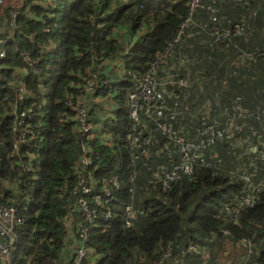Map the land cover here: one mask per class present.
Listing matches in <instances>:
<instances>
[{"label": "trees", "instance_id": "16d2710c", "mask_svg": "<svg viewBox=\"0 0 264 264\" xmlns=\"http://www.w3.org/2000/svg\"><path fill=\"white\" fill-rule=\"evenodd\" d=\"M186 3L187 0H21L0 7L2 29L6 28L10 8L18 12V28L10 34L4 46L5 57L0 60V203L17 208L22 219L14 229L10 264H71L74 258L73 246L78 242L82 217L69 213L75 202L72 192L82 137L72 121L74 112L69 102L88 105L89 122L96 124L85 141L92 160L91 165L82 167V176H91L95 192L103 178L116 176L120 181L110 206L111 220L104 223L100 219L102 211L97 210L95 226L88 230L83 264H152L167 247L174 257L182 258V264H201L198 255L186 252L190 245L208 252L204 264H227L230 257L226 244L237 252L242 250L239 263L264 264V184L253 205L243 208L234 220L219 217L221 209L232 204L242 189L241 182L226 173L232 160L237 164L232 151L242 152L231 149V140L224 134L226 115L211 106L203 116V123L212 124L217 133L214 144L200 154L192 175H181L167 191L150 183L152 173L146 170L143 159L135 163L129 159L126 137L131 125L126 97L133 87L130 75L145 73L163 53L187 15ZM206 6L214 8L212 13H202ZM238 23L243 25L242 33L219 42L208 31L196 27L214 24L232 32ZM251 26H259L257 32L263 40L259 47L249 45L247 32ZM44 28L47 32H43ZM21 53L28 58L23 59ZM174 54L172 62L181 58L186 66L178 69L177 75L188 71L191 87L160 86L159 92L164 89L165 94H177L176 102L165 97L168 107L182 104L197 109L200 103L194 101L195 89L204 78L213 86L207 95L215 97L226 111L230 112L234 102L249 112L264 109V0L243 4L201 0V7L192 17L191 30L182 37ZM113 60L119 61L123 73L107 72L101 66ZM167 63L170 65L168 58ZM207 66L218 72L205 73ZM37 70L40 72L35 74ZM90 75L93 89L83 95L84 81ZM157 77L161 78L159 73ZM19 78L30 91V98L20 107L31 108V124L38 136L37 149L28 156L24 154L22 161L11 155L12 107L5 100L13 96L9 83ZM207 95L205 98L210 99ZM102 97L113 105L112 113L97 121L95 114L103 110L100 103L92 100ZM189 118L183 112L172 119L166 115L174 127L201 128V121L190 124ZM252 125L254 130L261 127L258 123ZM187 132L193 140L195 130ZM154 136L156 141L150 151L165 143L168 151L157 160L165 163L166 157L174 153L172 145L158 133ZM172 159L177 156L173 154ZM25 166L30 170L25 171ZM131 171L135 172L132 184L127 181ZM128 187L133 188L131 200ZM128 203L142 213L131 227L124 228L123 209Z\"/></svg>", "mask_w": 264, "mask_h": 264}, {"label": "built area", "instance_id": "2783aa9c", "mask_svg": "<svg viewBox=\"0 0 264 264\" xmlns=\"http://www.w3.org/2000/svg\"><path fill=\"white\" fill-rule=\"evenodd\" d=\"M250 1L232 0V2L240 4ZM1 4L2 0H0V6ZM186 5L187 15L180 23L171 41L167 43L163 53L157 56L156 60L145 73L138 76L130 75L133 87L126 97L127 115L131 125L130 134L126 137L130 148L129 159L131 163H135L138 159H143L146 170H150L152 173L150 175V183L158 184L163 191L169 190L171 184L177 182L181 175H192L194 165L199 159L200 154L214 144L217 133L212 124L203 123V116L209 113L211 106L213 109L216 108L220 114L227 116L224 134L231 140V149H242V152L232 151L237 164L231 171H228L229 177L236 178L241 182L242 189L233 203L225 205L219 214L222 220H234L243 208L253 205L256 194L264 184V109L258 112H249L242 108L240 104L234 102L230 106V112L226 111L225 107L219 106L218 101L214 99L215 97L212 96L211 98V96L207 95V92L213 86L204 78L203 83L198 82L197 79L194 81V83L198 82L195 89L196 93L194 94V101L197 100L200 103L199 106H196L197 109H190L187 105L183 106L182 104L168 107L165 97L168 101L176 102L177 94L174 91L165 94L164 89L159 92L157 89L160 86L173 85L176 88L184 89L189 86L191 87L188 71H185L182 76L177 75L178 69L182 67L183 70L186 69L183 60L178 58L172 62V58L175 56V54L173 55L175 48L182 37L186 36L191 30L192 17L201 7V0H187ZM17 15V10L10 8L6 16V28L2 29V36L0 37V60L5 57L4 46L10 41V34L18 28ZM196 27L206 32L208 31L215 42L230 39L231 36L240 35L243 31L241 23L235 25L232 32L220 29L214 24H210L209 27L205 25H197ZM43 32H47V29L44 28ZM28 38L32 39L31 36ZM21 56L25 60L28 58L25 53H21ZM167 58L170 59V65L167 63ZM39 72L40 70H37L35 74ZM157 73L160 74V79H158ZM233 75H235V72ZM14 76H16V71L13 72ZM84 83L86 94L83 95H89L93 89V75H90L89 78L87 77ZM9 87L13 91V96L5 100L12 107L13 138L10 144L11 155L17 156L18 161H22L24 154L28 156L37 149L38 136L34 125L31 124L34 117L32 116L33 112L31 108L27 106L20 107L30 96V91L26 88L25 82L19 78L13 81L12 84L9 83ZM206 95L210 99L205 98ZM98 99H100L104 107L107 104H111L110 102H106L108 98L104 99L102 97ZM68 106L74 112L72 121H75L77 131L80 137H82L80 155L75 166L77 169V181L72 192L75 202L74 207L69 213L71 215L73 212L78 213L82 217V222L78 224V242L73 246L74 258L71 264H83L86 260L88 230L95 226L98 219L97 210L102 211L100 219L104 223H108L111 220L112 213L110 206L115 201V192L120 189V181L116 176L103 178L99 182L98 191L95 192L93 190L95 182L91 176H82V167L91 165L92 160L91 149L85 142L93 130V125L89 122L90 107L88 105H72L70 102ZM178 108H182L183 110L179 112ZM105 111L106 116H110L112 113V109H105ZM182 112L190 117L189 120L192 121L190 124H194L197 120L201 121L203 123L201 128L194 127L193 129H189L186 127L183 130L181 125L178 126L179 128L174 127L166 119L167 114H170V119H172ZM252 123H258L261 127L254 130ZM192 130H195L193 140L190 139L191 134L189 136L187 132ZM155 133H158L166 143L172 145L173 154L177 156L176 160L172 159V154L166 157L165 163H157L161 154L166 153L168 149L166 148V144L163 143L162 146L150 151L156 141ZM241 133L243 135H240ZM0 145H2L1 142ZM147 161H151V164H146ZM167 162L170 163L169 167L164 166ZM24 170L29 171L30 166H25ZM134 177L135 172L131 171L127 178L128 183L132 184ZM127 193L131 200L133 198V188L128 187ZM89 201L91 204H89ZM141 213L142 211L139 208L133 207L131 203L126 204L123 209V227H131L135 218ZM21 223L22 219L18 214L17 208L0 203V264H10L15 244L14 229L21 225ZM221 233L228 236L226 231H221ZM186 252L198 255V259L202 261L201 264H204V261L209 258L207 251L193 245H190ZM248 252H250L249 249H247ZM152 264H182V258L174 257L170 248L167 247L163 250L158 260ZM227 264L234 263L228 261Z\"/></svg>", "mask_w": 264, "mask_h": 264}, {"label": "crops", "instance_id": "0c3cea01", "mask_svg": "<svg viewBox=\"0 0 264 264\" xmlns=\"http://www.w3.org/2000/svg\"><path fill=\"white\" fill-rule=\"evenodd\" d=\"M202 13H204L205 12V10H207V11H209L210 13H212V11H213V9L214 8H211L210 6H206V7H202ZM221 11L222 12H227L225 9H221ZM220 11V12H221ZM205 14V13H204ZM220 16H221V13H220ZM223 19V16H221L220 17V19ZM0 33H2V28H0ZM126 46V45H125ZM101 66H103V69L104 70H106L107 72H109V71H112L113 73H115V74H117V75H119V74H121V73H123V71H122V68H121V65H120V63H119V61H115V60H113V61H105L104 63H102L101 64ZM217 73L218 71H216L215 70V72H214V70H213V67H210V66H207V68L205 69V73ZM108 81V80H107ZM192 94V93H191ZM239 98H242V97H240L239 96ZM93 102H97V103H100L101 104V108H104V110L101 112V114H103V116L99 113H96L95 114V116H96V119H97V121L99 120V119H103L104 120V118H107V117H110L109 115L108 116H106L107 114H106V111H105V109H107V110H111L112 109V104H107L105 107L103 106V104L100 102V99H93L92 100ZM93 125V128L96 126V124H92ZM99 129H97V131H98ZM96 131V132H97ZM227 245V244H226ZM233 262V261H232ZM234 263V262H233ZM239 262H237V263H234V264H238ZM239 264H241V263H239Z\"/></svg>", "mask_w": 264, "mask_h": 264}, {"label": "rangeland", "instance_id": "374dc122", "mask_svg": "<svg viewBox=\"0 0 264 264\" xmlns=\"http://www.w3.org/2000/svg\"><path fill=\"white\" fill-rule=\"evenodd\" d=\"M12 1H14V2H20L21 0H2L1 6L4 5L5 3H10ZM258 27L259 26H251V27H249V30H248L247 34H250V35H248V40L250 42V44H249L250 47H259V46H261L263 44V40L259 37V34L257 32ZM111 77L113 78V76H111ZM114 80H115V78H114ZM235 165H234V160H232V166H230L226 170V173L228 171H231L233 169V166H235ZM3 186L6 188L7 187L6 186V183L3 184ZM11 188H13V187L11 186ZM225 246H226V249L225 250L228 251V257H230V258H228V261H233V262H236V261L239 262V261H241L240 259H238V255H240L242 253V250L241 249L238 250V252H237V251L233 250V248L230 247L229 244H227ZM245 257H247V255ZM243 258L244 257H241V259H243Z\"/></svg>", "mask_w": 264, "mask_h": 264}]
</instances>
